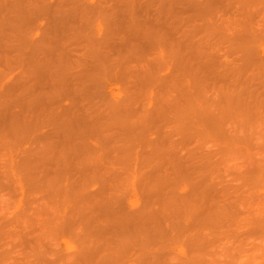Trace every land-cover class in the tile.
<instances>
[{"label":"rangeland","instance_id":"obj_1","mask_svg":"<svg viewBox=\"0 0 264 264\" xmlns=\"http://www.w3.org/2000/svg\"><path fill=\"white\" fill-rule=\"evenodd\" d=\"M129 1L0 0V263L88 264L90 258L85 254L98 257L101 249L95 250L103 247L94 243V228L115 241H110L114 249L108 248H112V256L121 258L115 257L120 264H139L145 260L144 252L148 264H159L162 257L160 264H264V0ZM173 9L175 15L170 12ZM146 18H152L151 22ZM140 19L142 22L136 21L139 26L147 23L154 29L150 27L156 33L153 39L148 33L151 38L141 34L147 27L138 32L145 39L134 34L140 27L127 30V20L135 25L134 20ZM128 33L146 43H140L143 50ZM170 44L185 49L196 45L185 53L181 47L178 50L183 52L175 47L172 51ZM163 45L169 47L164 53ZM129 47L133 51L123 52ZM140 49L151 52L141 51L145 61L147 54L151 56V63L147 64L150 59L144 61ZM129 53L140 55L142 61L137 60L139 56L137 62L132 61ZM203 53L209 55L203 57ZM108 55L111 61L106 59ZM191 58H198L199 65ZM200 66H204L201 72ZM148 76L160 84L154 82L151 88L142 80ZM191 88L203 94L202 102L206 100L202 103L197 96L202 104L193 102L189 108L196 118L192 113L183 114L185 100L181 102L180 97L182 90V96L193 94ZM218 92L227 93L229 106L223 108ZM29 95L33 97L27 108L23 101ZM35 97L37 103L33 104ZM38 98L43 100L38 103ZM70 110L85 123L96 125L94 130L89 124L93 132L86 128L79 133L77 129L76 138L83 134L78 140L73 138L81 144L75 143L76 147H83L82 153L73 146L72 138L64 144H73L77 150L63 144L70 138L69 132L76 134L75 120L69 118L66 123ZM138 113L143 118H139L141 114L136 117ZM64 129L70 135L66 140ZM59 147H63L61 153L67 149L62 153L66 159ZM71 155L77 157L72 161ZM75 160L82 162L78 166ZM161 196L174 204L172 210ZM177 209L183 210L179 214ZM143 215L148 220L142 221L150 222L147 229L156 230L150 232L152 236L147 229L144 232L151 247L145 251L137 246L142 243L136 235L132 238L128 233L131 225L127 224ZM141 224L145 229V223ZM153 234L163 238L158 236L155 241ZM210 239L214 244H207ZM197 240L209 251L202 254L204 247Z\"/></svg>","mask_w":264,"mask_h":264},{"label":"bare ground","instance_id":"obj_2","mask_svg":"<svg viewBox=\"0 0 264 264\" xmlns=\"http://www.w3.org/2000/svg\"><path fill=\"white\" fill-rule=\"evenodd\" d=\"M125 1H128V3L130 2L129 0H125ZM140 1H141V0H140ZM145 1L148 2V0H145ZM150 1H151V3L154 2V0H153V1H152V0H149V2H150ZM155 1H156V0H155ZM157 1H158V0H157ZM157 1H156V2H157ZM159 1H161V0H159ZM159 1H158V2H159ZM75 2H76V1H75ZM77 2L79 3V1H77ZM77 2H76V4H77ZM120 2H121V1H120ZM141 2H142V1H141ZM158 2H157V3H158ZM163 2L166 3V0H165V1L163 0ZM163 2H162L161 4H164ZM173 2L175 3V0H174ZM173 2H172V3H173ZM176 2H177V0H176ZM124 3H125V2H124ZM124 3H123V4H124ZM145 3H146V2H145ZM151 3H149L148 5L151 6V5H150ZM170 3H171V1H170ZM215 3H216V2H214V4H215ZM146 4H147V3H146ZM203 4H204V3H203ZM203 4H202V6H203ZM166 5L169 6V3H167ZM211 5H212V3H211ZM152 6H153V4H152ZM152 6H151V7H152ZM171 6H172V4H171ZM217 6H218V5L214 6V8L212 7L213 10L216 9L215 7H217ZM169 7H170V6H169ZM169 7H167V8H169ZM170 8H171V7H170ZM217 8H218V7H217ZM171 9H172V8H171ZM197 9H198V8H197ZM203 9H205V8L203 7ZM203 9H201V10H203ZM72 10H74V9H72ZM169 10H170V9H169ZM169 10H168V11H169ZM198 10H199V9H198ZM201 10H200V11H201ZM209 10H211V7H210ZM213 10H212V11H213ZM200 11H199V14H197V13H196V14H197V15H200V13H201ZM207 11H208V10H207ZM170 12L174 13V9L171 10ZM153 13H154V12H153ZM146 14H147V13H146ZM150 14H151V12H149V16H152V15H150ZM155 14H156V13H155ZM175 14H176V12H175L173 15H175ZM201 14H203V13H201ZM208 14L210 15V13H208ZM153 15H154V14H153ZM206 15H207V14H206ZM211 15H213V14H211ZM145 16H146V15H145ZM149 16H147V17H149ZM155 16H156V15H155ZM155 16H153V17H155ZM200 16H201V15H200ZM200 16H199V17H200ZM202 16H203V15H202ZM204 16H205V14H204ZM81 17H82V16H81ZM81 17H80L79 19H81ZM84 17H85V16H84ZM86 17H87V16H86ZM135 17H136V16H135ZM174 17H176V16H174ZM206 17H207V16H206ZM211 17H212V16H211ZM211 17H208V18H211ZM82 18H83V17H82ZM143 18H144V16H143ZM200 18H201V17H200ZM84 19H85V18H84ZM84 19H83V20H84ZM128 19H130V18H128ZM134 19H135V18H134ZM137 19H138V17H137ZM141 19H142V18H141ZM141 19H140V20H134L135 25H134L133 23H131V22H133V21H130L131 19H130V20H127L126 22H127L128 24H126V25H127L128 28L130 29V30H129V29H127V30H128L129 32H130V31H131V32H134V30H135L136 27L138 26V27H140V28H139V29H136L137 31L134 32V34H135V33L137 34V33H138L139 31H141L144 27H147V28L149 29V31L147 30V28H145L146 30H145V31L143 30L144 33H141V34H143V36H144V34H145L146 37H147L148 35H152L155 31L150 32V30L152 29V26H151V25L149 26V24L146 25L147 23H146V24H145V23H141L142 25L140 24V26H139L138 23H140V22L136 23V21H141ZM144 19H145V18H144ZM147 19H148V18H146V21H147ZM151 19H152V18H150V20H151ZM206 19H207V18H206ZM81 20H82V19H81ZM85 20H86V19H85ZM132 20H133V19H132ZM150 20L148 19V23L151 22ZM153 20H156V18L153 19ZM89 21H91V20H89ZM86 22H87V21H86ZM141 22H142V21H141ZM143 22H145V21H143ZM166 22L168 23V21H166ZM82 23H84V21H83ZM87 23H89V22H87ZM87 23H86V24H87ZM0 24H1V23H0ZM143 24H145L146 26L143 25ZM151 24H153V23H151ZM1 26H2V24H1ZM134 26H135V27H134ZM125 27H126V26H125ZM131 27H132V29H131ZM138 27H137V28H138ZM150 27H151V29H150ZM153 27H154V24H153ZM126 28H127V27H126ZM0 29H1V27H0ZM124 30H126V29H124ZM132 30H133V31H132ZM152 30H154V29H152ZM0 32H1V30H0ZM141 32H142V31H141ZM149 32H150V33H149ZM146 33H148V35H147ZM128 34H129V33H128ZM134 34H133V35H134ZM136 34H135V35H136ZM138 34H140V33H138ZM138 34H137V35H138ZM141 34H140V36H141ZM133 35H132V34H129V36H131V38H132ZM135 35H134V37H133L131 40H133V39H135V38L137 37V36H135ZM153 35H156V33L153 34ZM153 35H152V39H153ZM157 35H159L158 32H157ZM143 36H141V37H143ZM85 37H86V36H85ZM89 37H90V36H89ZM146 37L140 38V37L138 36V38H140V39H145ZM148 37L151 38V36H148ZM148 37H147V38H148ZM90 38H92V37H90ZM157 38H158V36H157L155 39H157ZM191 38H192V37H190V39H191ZM24 39H25V38H24ZM136 39H137V38H136ZM140 39H137L136 43L139 42ZM168 39H169V38H168ZM9 40L11 41V39H9ZM20 40H22V38H21ZM25 40H26V39H25ZM86 40H87V39H86ZM159 40H160V39H159ZM196 40H197V39H196ZM26 41H27V40H26ZM142 41H143V40H141V41L139 42V44H140ZM145 41L147 42V41H149V40H145ZM150 41H151V39H150ZM150 41H149V42H150ZM156 41H157V40H156ZM143 42H144V41H143ZM153 42H154V41H153ZM153 42H151V43L154 44L155 42H154V43H153ZM157 42H159V41H157ZM188 42H191V41H188ZM205 42H206V41H205ZM10 43H11V42H10ZM10 43H8V45H9ZM103 43H104V42H103ZM136 43H134V44H136ZM176 43L178 44V42H176ZM192 43L194 44V42H192ZM192 43H191V44H192ZM198 43H199V42H198ZM200 43H201V42H200ZM11 44H12V43H11ZM23 44H24V43H23ZM134 44H132V45L134 46ZM141 44H144V45H145L146 43H141ZM141 44H140V47H141ZM147 44H149V43L147 42ZM152 44H151V45H152ZM159 44H160V43H158V45H159ZM179 44H180V43H179ZM187 44H188V43H187ZM5 45H7V44H5ZM132 45H131V46H132ZM136 45H138V44H136ZM144 45H143V46H144ZM154 45H156V43H155ZM158 45H157V46H158ZM160 45H161V44H160ZM170 45H171V44H170ZM172 45H173V44H172ZM172 45H171V47H170L172 51H173L174 49H175V50H178V49L182 46V45H181V46H180V45H173V46H172ZM195 45H196V44H195ZM195 45H192L193 47L191 48V46H190V44H189V45H186V46H187L186 49H185V48H182V47H181L182 49H181V48H180V49H181V50H184V51L186 50L185 53H190V51L187 52V50H192V49L194 50V46H195ZM197 45H198V44H197ZM9 46H11V45H9ZM12 46H13V44H12ZM148 46L150 47V45H148ZM148 46H145L144 48H145V49H148ZM164 46H165V45H163V47L161 48V49H163V48L165 49V50L163 49V50H164V51H162L163 53L166 52V48H168V50H169V47H168V46H167V47H166V46L164 47ZM176 46H177V48H176ZM7 47H8V46H7ZM14 47H15V46H14ZM14 47H13V49H14ZM140 47H138V49H139ZM155 47H156V46H155ZM172 47H175V48L173 49ZM183 47H184V46H183ZM196 47H197V46H196ZM198 47H200V44H199ZM8 48H10V47H8ZM130 48H131V49H130ZM135 48H136V47H135ZM141 48H142V47H141ZM150 48H153V45H152V47H150ZM157 48H158V47H157ZM159 48H160V47H159ZM201 48H202V45H201ZM204 48H205V47H204ZM204 48H203V49H204ZM19 49L21 50V48H19ZM138 49H137V51L139 52ZM145 49H144V50H145ZM154 49L156 50V48H154ZM198 49H199V48H198ZM198 49L196 50L197 52H199ZM203 49H202V50H203ZM97 50H98V49H97ZM100 50L103 51V49H100ZM129 50H132V51H133L132 47L126 48L125 50H123V52H125V53L127 54V52H129ZM134 50H135V49H134ZM142 50H143V48H142ZM142 50L140 49V54L143 55L142 58H144V61H145V57H144V56H146L145 54H146V53H151V52H147V50H146V51H142ZM155 50L152 51V57H153V55H155V54H153V52H155ZM168 50H167V51H168ZM171 50H170V51H171ZM181 50H178V51L183 52V51H181ZM200 50H201V49H200ZM202 50H201V52H199L200 54H202ZM205 50H206V48H205ZM90 51H91V53H92L94 50H90ZM106 51H107V50H106ZM126 51H127V52H126ZM137 51H136V52H137ZM141 51H142V52H145V54H143ZM196 51H195V52H196ZM207 51H208V50H207ZM207 51H206V52H207ZM209 51H210V50H209ZM88 52H89V50H88ZM104 52H105V49H104V51H103V54H104ZM121 52H122V51H121ZM138 52H137V53H138ZM156 52H157V51H156ZM193 52H194V51H193ZM193 52H192V53H193ZM197 52H196V54L194 53L195 55L192 54V53H191V55L197 56ZM203 52H204V50H203ZM206 52H205V53H206ZM160 53H161V52H160ZM167 53H169V52H167ZM171 53H172V52H171ZM171 53H170V54H171ZM105 54H107V52H105ZM109 54H112V53L109 52ZM118 54H119V53H118ZM126 54H125V55H126ZM173 54H174V60H175V51H174ZM177 54H178V53H177ZM180 54H181V53H180ZM180 54H178V56H179ZM182 54H183V55H186V54H184V53H182ZM203 54H204V53H203ZM99 55H100V54H99ZM101 55H102V54H101ZM120 55H121V54H120ZM134 55H135V52L133 53V56H134ZM150 55H151V54H150ZM165 55H167V54H165ZM191 55H189V57H190ZM205 55L208 56L209 54L207 53V54H204V55H202V56L204 57ZM104 56H105V55H103V57H104ZM112 56H113V55H112ZM129 56H130V53H129L128 57H129ZM137 56L140 57V55H137ZM137 56H135V57L130 56V58H132V61H133V58H134V60L137 62L138 59L141 60V57H140V58H137V60H136V57H137ZM162 56H163V54H162ZM162 56H161V57H162ZM169 56H170V55H169ZM186 56H188V55H186ZM186 56H185V57H186ZM199 56H200V55H199ZM147 57H148V58H147ZM147 57H146V58H147L148 60L150 59V61L147 63V64H149V63H151L152 58H151V56L149 57L148 54H147ZM166 57H167V56H166ZM181 57L183 58V56H180V58H181ZM192 57H193V56H192ZM210 57H211V55H210ZM210 57H209V58H210ZM101 58H102V57H101ZM109 58H112V57H111L110 55H108L106 59H109ZM119 58H120V57H119ZM124 58H125V56H124ZM169 58H170V57H169ZM172 58H173V57H172ZM186 58H188V57H186ZM193 58H194V57H193ZM205 58H206V57H205ZM103 59H105V58H103ZM103 59H102V60H103ZM106 59H105V61H106ZM120 59H121V58H120ZM125 59H128L127 56H126ZM147 59H146V61H147ZM191 59H192V58H191ZM176 60H177V59H176ZM186 60H187V59H186ZM186 60H184V61H186ZM192 60H193V59H192ZM197 60H198V58H197L195 61L193 60V62H195V63L192 62V63L195 64L196 66L199 65V64H196V63H197V62H196ZM208 60H209V59H208ZM103 61H104V60H103ZM109 61H111V60L109 59ZM135 61H134V62H135ZM141 61H142V60H141ZM146 61H145V62H146ZM209 61L212 62L211 60H209ZM209 61H208V62H209ZM145 62H143V63L141 62V63L144 64ZM187 62H188V60H187ZM206 62H207V60H206ZM105 63H108V62L106 61ZM111 63H112V62H110V64H111ZM141 63L139 62V64H141ZM181 63H182V61H181ZM185 63H186V62H185ZM147 64H146V65H147ZM189 64H190V63H189ZM210 64H212V63H210ZM210 64L208 63V65H210ZM215 64H216V63H215ZM144 65H145V64H144ZM144 65H143V66H144ZM206 65H207V64H206ZM216 65H217V64H216ZM211 66H212V65H211ZM213 66H214V64H213ZM203 67H204V66H203ZM203 67L200 66V68H198V69H201L200 72L202 71ZM208 67H209V66H208ZM209 68H210V67H209ZM183 71H184V70H183ZM186 71H187V69L185 68L184 75L186 74V73H185ZM196 71H197V69H196ZM192 73H193V72H192ZM194 73L196 74V72H194ZM125 74H126V73H125ZM195 74H194V76H196ZM197 74H198V75H199V74L201 75V73H199V72H197ZM128 75L130 76L131 74L128 73ZM128 75H127V79H128ZM198 75L196 76L197 78L199 77ZM188 76H189V75H188ZM203 76H204V73H203ZM125 77H126V76H125ZM184 77H185V76H184ZM190 77H193V75H192V76L190 75ZM190 77H189V78H190ZM196 77H194V78H196ZM150 78H151V79H150ZM197 78H196V79H197ZM129 79H130V78H129ZM144 79H145V78L142 79L143 82H147L148 85H149L150 87H151V85L154 86V84H155V85H156V84H160V83H158L159 81L156 83L157 80H156V81L154 80V79H156L155 77L153 78V77L148 76V78L146 77V79H148V80H145V81H144ZM152 79H153V80H152ZM125 80H126V79H125ZM142 80H141V82H142ZM149 80H150V81H149ZM151 80H152L153 82H152ZM190 80H191V78H190ZM90 81H91V80H90ZM123 81H124V80H123ZM128 81H129V80H128ZM179 81H180V80H179ZM93 82H94V80H93ZM93 82H92V83H93ZM124 82H125V81H124ZM126 82H127V81H126ZM126 82H125V83H126ZM149 82H151V83L149 84ZM154 82H155V83H154ZM152 83H154V84H152ZM171 83H172V82H171ZM171 83H169V84L172 85ZM177 83H179V82H178V81H177V82L174 81V84H177ZM169 84H168V85H169ZM179 84H181V83H179ZM191 84H192V83H191ZM193 84H194V83H193ZM177 85H178V84H177ZM194 85H195V84H194ZM157 86H160V85H157ZM178 86H180V85H178ZM181 86H182V84H181ZM175 87H176V86H175ZM183 87H184V85L182 86V88H183ZM185 87H186V86H185ZM198 87H199V86H198ZM198 87H197V88H198ZM151 88H152V87H151ZM177 88H178V87H176V89H177ZM180 88H181V87H179V89H180ZM186 88H188V87H186ZM186 88H185L184 90H186ZM194 88H195V87H194ZM200 88H201V87H200ZM143 89H144V88H143ZM179 89H178V90H179ZM191 89H192V88H191ZM184 90H182V92H183L182 95L185 94ZM189 90H190V88H189ZM189 90H188V91H189ZM192 90H194V89H192ZM196 91H197V90H194V93H193V94H190V93L187 92L186 94H187L188 96L185 95V96L188 97V98L190 97V98H189L190 100H191L192 98H194V99L191 100V103H189L190 100H189L188 98H186L185 96H182V95L180 94V95H181L180 97H183V99H181V102H182L183 100H185V101L182 102V108H183L184 111L186 112V113H185V112L183 113V114H185L186 116H187V112H188L189 114L192 113L193 115H192V114H191V115H192L193 117L196 116L193 112H189V111H188L189 108L192 107V106L194 105L193 102H196V103H197V101L200 102L199 100H201V98H202V96H203V94H200L201 92L198 93V91H197V92H196ZM234 91L236 92V89H234ZM189 92H190V91H189ZM144 93H145V92H144ZM144 93H143V94H144ZM165 93H166V91H165ZM177 93H179V91H178ZM191 93H192V92H191ZM218 93H219L220 98H222V100H223V102H224V107H223V108H225V106H229L230 103H229L228 99H230V98L227 97V93H224V94H222L221 92H218ZM29 94H31V92H30ZM145 94H146V93H145ZM147 94H148V93H147ZM163 94H164V93H163ZM168 94H170V93H168ZM168 94H167V95H168ZM189 94H190V96H189ZM195 94H196V95H195ZM198 94H199V95H198ZM165 95H166V94H165ZM167 95H166V97H168ZM191 95H193V96H191ZM200 95H201V97H200ZM143 96H144V95H143ZM160 96H161V95H160ZM197 96H198L199 100H198ZM32 97H33V96H32ZM32 97H30V95H29V97L27 98V101H25V100L23 101V102L26 103V107H27V108H28V106H27L28 103H27V102L29 101V98H32ZM177 97L179 98V95H178ZM195 97H196V100H195ZM161 98H163V97L161 96ZM161 98H159V100H160ZM185 98H186V99H185ZM34 99H35V100H32V101H34V103L32 102L33 104H35V102L37 103V100H36L37 97H35ZM39 99H40V101L43 100L42 98H38V103H39ZM187 99H188V100H187ZM203 99H204V101L202 102V100H201V102H202V103H205L206 100H205V98H203ZM162 100H163V99H162ZM179 100H180V98H179ZM241 100H242V98L240 99V101H241ZM163 101H164V100H163ZM231 101H232V100H231ZM120 102H121V101H120ZM160 102H161V101H160ZM179 102H180V101H179ZM186 102L189 103V104H187ZM201 102H200V103H201ZM233 102H234V101H233ZM238 102H239V101H238ZM25 103H24V104H25ZM139 103H142V102L139 101ZM185 103H186L187 105H186ZM202 103H201V104H202ZM24 104H23V105H24ZM125 104H126V102H125ZM135 104H137V102H135V103L132 104V105H135ZM184 104H185L186 106H185ZM191 104H192V105H191ZM121 105H122V104H121ZM183 105H184V107H183ZM128 106H129V105H128ZM187 106H188V107H187ZM125 107H126V106H125ZM139 107H140V104H139ZM142 107H143V105H142ZM160 107H161V106H160ZM161 109H162V108H161ZM208 109H209V107H205V108H204L205 111H208ZM139 110H140V109H139ZM159 110H160V109H158V111H157L158 113L161 111V110H160V111H159ZM223 110H224V109H223ZM140 111H141V110H140ZM142 111H143V110H142ZM142 111H141V112H142ZM69 112H70V114H69ZM71 112H72L73 114H72ZM225 112H226V111H225ZM161 113H162V112H161ZM139 114H141V113H138V115H137L136 117H138ZM189 114H188V115H189ZM69 115H70V116H69ZM71 115H72L73 118L71 117ZM76 115H78V116H76ZM143 115H144V112H143ZM159 115H161V114H159ZM74 116H75L76 118H78V119H76V118L74 119ZM66 117H68V118H67V121L65 120L66 123H68L69 118H70V121H71V122H73V121L75 120V122H73V124H74V130H75V127H76V134L73 133V132H74V131H73V132H72L73 134H71V133L69 132V134H70L71 136H70L69 134L67 135V132L70 131V130H69V127H68V126H70V124H68V126H67V128H66L68 131L64 129L65 132H66V134H65V140H66V138H67V139L69 138L68 136H70V138L67 140V142H66V141H63V144H64V142H65V143H68V141L72 138L73 140H72V139H71V140L73 141L74 145H73V144H70V143H69V144L71 145V147H72V145L75 146V143H77V141H76L73 137H75V138L77 137V133H78V132H77V129L79 130V133H80L82 130L86 129V128L89 129V132L92 131V129H94V128L96 129V125H94V123H91V124H93V125H91L90 122H89V123H88V122L85 123L86 120L80 118V115H79L78 113L76 114L75 112H73V110L68 111V112L66 113ZM144 117H145V116H144ZM196 117H197V116H196ZM196 117H194V118H196ZM71 118H72V120H71ZM139 118H140V119L143 118V117H142V114L140 115ZM188 118H189V117H188ZM81 119H82V121L84 120V123H83L82 121H80ZM140 119H137V120L142 121V120H140ZM206 119L218 120L219 118H217V117H207ZM76 120H77V121H76ZM78 120H79V121H78ZM137 120H133V122H135V121H137ZM144 120H145V119H144ZM65 121H64V122H65ZM71 122H70V123H71ZM77 122H78V123H77ZM98 122H100V121H98ZM82 123H83V125H82ZM136 123H137V122H136ZM144 123H145V122H144ZM64 124H65V123H64ZM64 124H63V127H66V126H64ZM73 124H71V126H72ZM84 124H85V125H84ZM87 124H88V125L90 124L93 128L91 129V128H90V127H91L90 125H89V127H87V126H88ZM96 124H97V122H96ZM134 124H135V123H134ZM140 124H141V122L138 123V126H139ZM212 124H213L214 126L217 125L216 122H211V125H212ZM144 125H145V124H144ZM79 126H80V127H79ZM145 126H146V125H145ZM147 126H148V125H147ZM81 127H82V128H81ZM84 127H85V128H84ZM143 127H144V126H143ZM143 127H142V128H143ZM79 128H80V129H79ZM144 128H145V127H144ZM144 128H143V129H144ZM70 129H71V127H70ZM95 129H94V130H95ZM135 129L137 130V128H135ZM140 129H141V127H140ZM140 129L137 130V133H138V134L141 133V132L139 133ZM143 129H142V131L144 132ZM145 129H146V128H145ZM203 129L206 130V128H203ZM86 130H87V129H86ZM102 130H103V129H102ZM105 130H106V129H105ZM208 130H209V129H208ZM206 131H207V130H206ZM209 131H210V130H209ZM211 131H212V130H211ZM213 131H214V130H213ZM92 132H93V131H92ZM103 132H104V131H103ZM135 132H136V131H135ZM97 133H98V132H97ZM99 133H100V132H99ZM99 133H98V134H99ZM145 133H146V132H145ZM223 133H224V132H223ZM74 134H75L76 136H75ZM82 134H83V132H82ZM82 134H79V135H78V136H79L78 138H80V135H82ZM99 135H102V134H99ZM141 135H142V134H141ZM144 135H145V134H143V137H144ZM137 136H140V135H137ZM135 137H136V135H135ZM140 137H141V136H140ZM78 138H76V139L78 140ZM122 138H123V137H122ZM133 138H134V137H133ZM142 139H143V138H142ZM144 139H145V138H144ZM74 140H75L76 142H75ZM80 140H81V139H80ZM127 140H128V138H127ZM129 140H130V139H129ZM137 140H139L138 137H137ZM143 141H144V140H142V142H143ZM70 142H71V141H70ZM79 142H80V141H79ZM126 142H127V141H126ZM113 143H115V142H113ZM130 143H131V142H130ZM130 143H129V145H130ZM145 143H146V142H145ZM163 143H164V142H163ZM77 144L79 145L80 143H77ZM77 144H76V145H77ZM110 144H111V143H110ZM61 145H62V143H61ZM61 145H60V146H61ZM64 145H65V144H64ZM70 145H68V146L65 145V146H67L68 149H69V148L71 149V147H69ZM80 145H81V144H80ZM84 145H85V144H83V146H84ZM87 146H88V145H87ZM111 146H112V145H111ZM114 146H115V145H114ZM131 146H132V145H131ZM63 147H64V146H63ZM63 147H61V148H63ZM75 147H76V146H75ZM75 147H74V148H75ZM81 147H82V146H81ZM49 148H50V147H49ZM59 148H60V147H59ZM61 148H60V150H59L60 155H61L63 158H65L63 154H65V152L67 151V149H64L65 151H64V153L62 152V153H63V154H62V153H61ZM65 148H66V147H65ZM72 148H73V147H72ZM74 148H73V150H75L76 148H79L78 150H77V149H76V150L79 151V150L81 149V151H82V148H83V147L80 148V146H78V147H76L75 149H74ZM162 148L164 149V147H162ZM166 148H167V147H166ZM47 149H48V148H47ZM53 149H54V148H53ZM57 149H58V148H57ZM168 149H169V148H168ZM168 149H167V150H168ZM62 150H63V149H62ZM73 150H70V151H73ZM167 150H166V151H167ZM52 151H56V149H54V150H52ZM81 151H79V152H81ZM163 151H164V150H163ZM79 152H78V153L76 152V153L79 154V155H81L82 152H81V153H79ZM49 153H50V152H49ZM68 153H69V152H68ZM70 153L72 154L73 152H70ZM74 153H75V151H74ZM76 153H75V155H76ZM84 154H85V153H84ZM58 155H59V154H58ZM75 155H71V156H72V157H71L72 161H73V159H75V157H77V156H75ZM82 155H83V154H82ZM167 155H168V154H167ZM47 156H48V155H47ZM47 156H46V157H47ZM49 156H50V155H49ZM56 156H57V154H56ZM66 156H68V155L66 154ZM73 156H75V157L73 158ZM58 157H59V156H58ZM62 157H60V158L62 159ZM55 158H57V157H55ZM60 158H58V159L61 160ZM68 158H69V157H68ZM79 158H81V157H79ZM48 159H50V158H48ZM48 159H47V160L45 159V160L48 161ZM65 159H66V158H65ZM71 159H70V160H71ZM77 159H78V158H77ZM83 159H84V158H82V159H80V160H83ZM93 159H94V158H93ZM122 159H123V157H122ZM129 159H130V157H129ZM132 159H133V158H132ZM45 160H44L43 162H46ZM62 160H64V159H62ZM67 160H68V159H67ZM143 160H144V159H143ZM145 160H147V159H145ZM145 160H144V161H145ZM152 160H153V159H152ZM40 161H41V160H38V161H36L35 163H40ZM65 161H66V160H65ZM72 161H71V163H72ZM123 161H124V159H123ZM162 161H164V159H163ZM43 162H42V163H43ZM50 162H51V161H50ZM50 162H49V163H50ZM63 162H64V161H63ZM63 162L60 161V162H59V165L62 164V166L66 167L65 163L63 164ZM76 162H78V160H77V161L75 160V164L79 166V165H80V162H82V161H80L79 164H77ZM84 162H85V160H84ZM121 162H122V161H121ZM148 162H149V159H148ZM153 162H154V161H152V163H153ZM159 162H160V161H159ZM165 162H166V161H165ZM60 163H61V164H60ZM68 163H69V161H68ZM163 163H164V162H163ZM43 164H46V163H43ZM119 164H120V163H119ZM128 164H129V163H128ZM156 164H161V162H160V163L157 162ZM81 165H82V164H81ZM125 165H126V164H125ZM132 171H133V170H132ZM159 192L163 193L161 190H159ZM161 193H159L158 196H159ZM159 197H160V196H159ZM164 197H165V196H164ZM166 198H167V197H166ZM161 200H163L162 196H161ZM163 201H164L165 203H167L166 206L170 207L171 204H169V202H167L168 200L164 199ZM108 202H109V200H108ZM108 202H107V204H109ZM110 203H111V202H110ZM173 205H174V204H173ZM173 205H171V207H172ZM180 206H181V205H180ZM102 207H106V205H105V206H102ZM168 207H167V208H168ZM171 207H170L169 209L172 210ZM174 207H176V206H174ZM148 208H149V207H148ZM181 208H182V207H181ZM186 209H187V208H186ZM97 210H98V209H97ZM108 210H109V209H108ZM108 210H107V211H108ZM110 210H111V209H110ZM152 210H153V209H152ZM161 210H162V207H161ZM171 210H170V211H171ZM174 210L176 211V209H173V211H174ZM182 210H183V209H181L180 211H182ZM184 210H185V209H184ZM187 210H188V209H187ZM153 211H154V210H153ZM155 211H156V210H155ZM163 211H164V210H163ZM177 211H178V209H177ZM180 211H178L179 214H180ZM158 212H160V210H159ZM178 212H177V213H178ZM184 212H185V211H184ZM161 213H162V212H161ZM161 213H159L160 215H158V216H161ZM168 213H169V212H168ZM156 214H157V211H156ZM170 214H171V213H170ZM173 214H174V212H173ZM193 214H194V213H193ZM150 215H151V214H150ZM150 215H148V213H147V215H145V216H148V217H149ZM164 215H165V214H164ZM171 215H172V214H171ZM195 215H196V214H195ZM145 216L143 215V216L141 217V219H133V220H130L129 223H127V224H130V225H131V226L129 225L130 227L128 226L129 229L127 228V229L129 230L128 233H129V234L131 233L132 238H135L134 236L136 235V238H135V239H139V240L141 241V243H142L141 245H137V246H139V247H140V246H143V248H145L144 251L147 250V248H151V247H149V246H150L149 243L146 242V241H147V237H146L147 234H145V233H146L147 225H148V223H150V222H147V225H146V221H147L148 219H147V217L145 218ZM177 216H178V215H177ZM197 216L200 217L201 215H197ZM87 217H88V216H87ZM150 217H151V216H150ZM164 217H165V216H164ZM178 217H180V216H178ZM181 217H182V216H181ZM84 218H85V217H84ZM108 218H109V217H108ZM142 218L147 219V220H145V221L143 220V221H142ZM171 218H173V217H171ZM89 219H90V218H89ZM89 219L87 218V220H89ZM109 219H111V218H109ZM149 219H150V218H149ZM152 219H153V218H152ZM178 219H179V218H178ZM107 220H108V219H107ZM138 220H139V221H138ZM140 220H141V221H140ZM154 220H155V219H154ZM154 220H153V221H154ZM202 220H204V219L202 218ZM108 221H109V220H108ZM133 221H134V222H133ZM136 221H138V222H136ZM204 221H205V220H204ZM130 222H131V223H130ZM141 222H142V223H145V225H146V226H145V229L143 228V227H144V226H143L144 224L142 225ZM201 222H203V221H201ZM132 223H134V225H133L134 227H132ZM139 223H140V226H139ZM154 223H155V222H154ZM154 223H151V224L153 225ZM127 224H126V225H127ZM137 224H138V225H137ZM155 224H156V223H155ZM155 224H154V225H155ZM197 224H198V223H197ZM199 224H200V222H199ZM202 224H203V223H202ZM126 225H125V226H126ZM125 226H124V227H125ZM137 226H138V229L136 228ZM142 226H143V227H142ZM148 226H149V225H148ZM150 226H151V225H150ZM199 226L202 227L203 225H199ZM152 227H154V226H152ZM156 227H158V225H157ZM130 228H132V229H130ZM133 228H135V229H133ZM139 228H142V229H140L141 231H139ZM154 228H155V227H154ZM154 228H153V230H154V232H155L156 230H155ZM202 228H204V227H202ZM149 229H152V228L150 227ZM149 229H147V233H148V234H151V236H152V233H153V232H152V233H150V232L153 231V230H149ZM156 229H157V228H156ZM204 229H205V228H204ZM123 230L126 231V229H123ZM132 230H133V231H132ZM142 230H143V231H142ZM144 230H145V231H144ZM162 230H163V229H162ZM88 231L91 232V230H88ZM136 231H137V232H136ZM94 232L97 233V236H95L96 234L92 235V236H93V239L95 238V239L97 240V241L94 240V241H95L94 243L97 242L96 244H98V245L100 244V247H101V246H103V247H101V248L97 247V248H96L97 250H95V252L98 251V249H99V250L101 249L99 252L96 253V254L98 255V257H96V255H95V257H92V256H94V255L90 256V255H91L90 253L85 254V256H87V257L90 258V259H87L88 264H102V263H103V264H110V263L113 264V262H114L113 260L117 261V258H118V260H121V258L119 259V256H112V254H113L114 252L111 251V250H112V248H113L114 245H112L110 241L113 242L114 240H110V239H108L109 237L106 236V235L104 234V232H103V234H101L100 232H97V231L94 230V228H93V232H92V234H93ZM138 232H139V234H138ZM144 232H145V233H144ZM105 233H106V232H105ZM122 233H123V231H122ZM122 233H121V235H122V237H123V234L125 235L126 232L123 233V234H122ZM143 233H144V236L142 235ZM106 234H107V233H106ZM126 234H127V233H126ZM133 234H134V235H133ZM157 234H158V233H157ZM104 235H105L106 237H104ZM107 235H108V234H107ZM121 235H120V236H121ZM127 235H128V234H127ZM139 235H140V236H139ZM160 235H162V234H160ZM160 235H158V236H160ZM98 236H99V237H98ZM153 236H154V234H153ZM158 236L156 235L157 238H158ZM163 236H164V235H163ZM205 236H206V235H205ZM125 237L128 238L127 236H125ZM129 237H130V235H129ZM139 237H141V238H139ZM142 237H143V238H142ZM144 237L146 238V240H145ZM154 237H155V236H154ZM154 237H153V238H154ZM156 237H155V239H154L155 241H157L159 238H160L159 240H161V239L163 238V237L161 238V236H160V237L157 239ZM111 238H112V237H111ZM120 238H121V237H120ZM164 238H165V237H164ZM202 238H203V239L205 238V239L208 240V238H206V237H201V239H202ZM105 239H107V240H105ZM123 239H124V237H123ZM129 239H131V238H129ZM135 239H133V240H135ZM201 239H198V240H201ZM205 239H204V241H205ZM119 240H121V239H119ZM142 240H143V241H142ZM198 240H197V242H198L199 244H200V242L202 243V241L199 242ZM92 241H93V240H91V241L89 242V244H91ZM104 241H105L106 243H105ZM108 241H109V242H108ZM116 241H118V240H116ZM163 241H164V240H163ZM107 242H108V243H107ZM114 242H115V241H114ZM118 242H120V241H118ZM118 242H117V243H118ZM121 242H122V241H121ZM121 242H120V243H121ZM134 242H135V241H134ZM143 242H145L146 245H147V246L149 245V246L147 247V246L143 245V244H145V243H143ZM161 242H162V241H161ZM192 242H193V241H192ZM208 242L211 243V242H212L211 239H210L209 241H207V244H208ZM135 243H136V242H135ZM147 243H148V244H147ZM156 243H158V242H156ZM204 243H205V242H204ZM107 244H109V245H107ZM122 244H123V243H122ZM129 244H130V243H129ZM212 244H214V243L212 242ZM212 244H211V245H212ZM116 245H117V244H116ZM205 245H206V244H205ZM109 246H111L112 248H111V247L108 248ZM120 246L125 247V245H124V246H123V245H120ZM131 246H132V245H131ZM193 246H195V245H193ZM198 246H200V245H198ZM222 246H223V245H222ZM195 247H196V246H195ZM203 247H204V245H203V243H202V246H200V248H203ZM120 248H121V247H120ZM140 248H141V247H140ZM143 248H141V249L143 250ZM211 248H212V247H211ZM109 249H111V250H109ZM113 249H114V248H113ZM125 249H126V248H125ZM125 249H124V251H125ZM141 249H139L140 252H141ZM196 249H197V247H196ZM196 249L194 250V252L196 251ZM209 249H210V248L206 249V247H204L202 250L200 249V252L203 251V252H202V254H203L204 252H206L205 250H208V251H209ZM213 249H214V247H213ZM213 249H212V250H213ZM223 249H224V248H223ZM223 249H222V251H223ZM115 250H116V249H115ZM121 250H122V249H121ZM139 250H138V251H139ZM198 250H199V249H198ZM226 250H227V249H226ZM215 251H216V250H215ZM217 251H218V250H217ZM228 251H229V250H228ZM126 252H127V251H126ZM211 252H213V251H211ZM218 252L221 253L220 251H218ZM223 252H226L225 249H224ZM1 253H2V252H1ZM98 253H99V254H98ZM120 253H121V252H120ZM144 253H145V252H144ZM144 253H143V256L145 257V260H146V261H145V260H144V261H141L139 264H141L142 262H143L142 264H146V262H147V264H148V260H147V259L149 258V256L147 255V253H146V254H144ZM219 253H218V254H219ZM227 253H228V252H227ZM229 253H230V252H229ZM4 254H6V253H4ZM4 254H3V255H4ZM121 254H122V253H121ZM155 254L157 255V253H155ZM213 254H214V256H215V255L217 256L216 253H213ZM1 255H2V254H1ZM3 255H2V256H3ZM207 255H209L208 252H207ZM83 256H84V255H83ZM85 256H84V257H85ZM127 256H128V255H127ZM147 256H148V258H146ZM159 256L162 257L160 254H159ZM195 256H196V255H195ZM195 256H194V257H195ZM115 257H117V258H115ZM122 257H123V256H122ZM137 257H138V256H137ZM144 257H142V258H144ZM154 257L157 258V260H159V257H158V256H154V254H153V255H152V258H154ZM205 257H206V256H205ZM210 257H211V256H210ZM114 258H115V259H114ZM139 258H140V257H139ZM155 258H154V259H155ZM211 258H214V257H211ZM216 258H217V257H216ZM140 259H141V258H140ZM140 259H139V260H140ZM154 259H153V260H154ZM162 259H163V257L160 258V260H159V264H160V261H161ZM122 260H123V258H122ZM126 260H127V259H126ZM141 260H142V259H141ZM155 260H156V259H155ZM155 260H154V261H155ZM196 260H197V259H196ZM112 261H113V262H112ZM133 261H135V260H133ZM154 261H153V262H154ZM162 261H164V259H163ZM197 261H198V260H197ZM214 261H215V260H213V262H214ZM130 262H131V261H130ZM130 262H129V263H130ZM137 262H138V261H137ZM157 262H158V261H155L154 263H157ZM115 263H116V264H118V263L120 264L121 261H120V262H119V261L114 262V264H115ZM124 263L128 264V263L125 262V261H124ZM215 263H216V262H215ZM0 264H2V262H1ZM137 264H138V263H137ZM157 264H158V263H157ZM161 264H163V263L161 262ZM164 264H165V263H164ZM232 264H234V263H232Z\"/></svg>","mask_w":264,"mask_h":264}]
</instances>
